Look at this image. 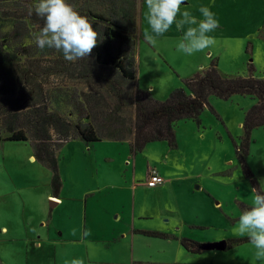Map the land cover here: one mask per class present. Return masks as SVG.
<instances>
[{
    "label": "rangeland",
    "instance_id": "374dc122",
    "mask_svg": "<svg viewBox=\"0 0 264 264\" xmlns=\"http://www.w3.org/2000/svg\"><path fill=\"white\" fill-rule=\"evenodd\" d=\"M21 1L0 0V84L11 87L13 94L18 85L9 67L10 59L15 62L24 57V61L26 55V58L41 56L48 60L57 51L25 44V39H34L40 29L22 19L31 4ZM71 1L66 2L71 5ZM94 1L87 0L88 5L83 3L80 8L88 9ZM97 1L101 5L108 2ZM185 2L198 19H202L198 11L201 5L211 7L219 21V27L210 33L216 45L191 56L178 52L176 48L183 34L175 25L154 45L148 43L143 35L148 28L146 4L144 0H134L135 35L127 40L124 49L132 56L128 68L134 72L140 90L149 91L155 100L164 101L186 79L201 74L212 60L217 61L223 76L247 77L248 64L253 65L255 77L264 76V0ZM8 24L14 26L13 31L3 32ZM93 29L102 34L101 25ZM111 46L116 48L118 43L113 41ZM57 77L51 76L47 93L59 89L61 80ZM75 84L77 87L71 90L73 99L84 101L80 112L90 117L97 131H103L105 126L122 127V135L131 138L134 121L131 105H123L116 111L117 119L108 121V112L116 104L109 87L88 81ZM73 85L66 82L62 88L69 90ZM84 94L92 97L90 102L94 100V107L88 105ZM208 103L198 121L185 119L176 123V148L162 141L151 142L132 158L127 141L105 145L109 140H104L102 144H90L99 146L97 152L89 151L91 146L80 139L67 141L56 157L60 180L65 184L63 197L69 199H63L65 204H58L54 212L58 224L70 215L74 226L63 236L61 231L52 228L50 240L46 237V224L35 229V235L41 236L43 242L37 251L31 245L27 251L28 243L20 232L13 241L3 240L0 234V257L4 264H137L140 261L142 264H264V260H257L256 249L249 241L232 243L223 250L206 248L220 241L248 239L234 230L239 215L252 206L256 194L235 153L243 136L245 114L256 100L242 95H232L227 100L210 96ZM250 140L245 165L258 190L264 192V126L252 130ZM103 155L113 161L101 164ZM30 156L34 157L33 161ZM124 159L130 160L131 165H124ZM149 164L161 167L163 175L173 179L169 189L156 192L135 183L142 181ZM51 178L50 169L36 159L29 140L8 141L3 136L0 140V225L8 215L16 219L23 214H33L47 222L50 202L54 201L48 195H57ZM72 186L93 189L95 195L91 199L81 198ZM83 211L88 236L76 227V218ZM132 230L174 236L164 239L133 234ZM182 236L196 242L200 252L186 251L180 244Z\"/></svg>",
    "mask_w": 264,
    "mask_h": 264
},
{
    "label": "trees",
    "instance_id": "16d2710c",
    "mask_svg": "<svg viewBox=\"0 0 264 264\" xmlns=\"http://www.w3.org/2000/svg\"><path fill=\"white\" fill-rule=\"evenodd\" d=\"M86 1L75 0V3L71 1V6L81 15L86 14L85 17L90 20L93 27L99 25L103 27L102 41L98 42L88 58L76 61L66 60L59 51L54 52L55 55L48 60L41 56L26 58V55L24 61V57L15 62L10 59L9 67L14 72L18 86L16 93L13 94L11 87L4 83L0 84V140L3 136L8 141L29 140L33 145L36 159L50 169L51 186L55 193H58L62 184L56 155L67 141L80 139L86 146L103 140L129 141L130 153L133 156L151 142L162 141L170 148H176L174 132L176 123L185 119L198 121L201 112L209 105L210 96L222 100H227L232 95L248 96L254 98L256 104L245 114L242 123L243 136L240 145L235 147V153L253 188L260 191L245 165V159L252 130L264 126V76L255 77L252 64H248L247 77L223 76L218 70L217 61L212 60L201 74L186 79L183 86L174 89L167 99L155 100L149 91L138 88L135 74L128 68L132 56L130 57L128 51L124 49L127 40L135 35L134 0H108L102 2V5L95 0L89 4L88 9L86 7L81 9L80 5L86 4ZM21 2L31 4L22 19L28 20L30 26L37 25L41 29L44 20L34 11L38 0ZM113 41L118 43L116 48L111 46ZM12 57L14 56L9 58ZM53 74L58 75L57 79L62 82L60 81L58 90L52 89L47 93L46 85ZM44 76L47 78L43 79ZM85 81L89 84L107 85L112 95L116 97L115 107L108 112V121L117 119L116 111L123 105L129 104L133 107L131 138L122 135V127L114 129L105 126L103 131H97L90 117L81 114L84 101L81 98L75 101L71 90L77 87L75 83ZM66 82L74 85L69 90L62 88ZM84 95L88 105L94 107V100L90 102L92 97ZM140 233L145 236L166 238L165 235L155 232ZM246 241L249 239L230 240L227 247L232 243ZM180 244L190 253L200 252L196 242L181 239Z\"/></svg>",
    "mask_w": 264,
    "mask_h": 264
},
{
    "label": "clouds",
    "instance_id": "9594fccd",
    "mask_svg": "<svg viewBox=\"0 0 264 264\" xmlns=\"http://www.w3.org/2000/svg\"><path fill=\"white\" fill-rule=\"evenodd\" d=\"M145 19L148 28L144 39L155 44L175 25L182 32V38L176 50L186 55L202 53L216 45L217 41L210 33L219 27L216 15L210 6L198 8L202 19H198L188 10L185 0H144ZM182 5L184 10L182 11ZM35 14L44 20V25L34 39H25V44L43 50L55 49L62 52L68 61L88 58L92 50L103 37L93 29L88 18L79 14L66 0H38L34 7ZM14 26L8 24L2 31L11 32ZM256 193L252 206L244 209L238 218L235 233L247 236L256 249L257 260H264V192L253 189ZM90 235L85 230L84 236Z\"/></svg>",
    "mask_w": 264,
    "mask_h": 264
},
{
    "label": "crops",
    "instance_id": "0c3cea01",
    "mask_svg": "<svg viewBox=\"0 0 264 264\" xmlns=\"http://www.w3.org/2000/svg\"><path fill=\"white\" fill-rule=\"evenodd\" d=\"M141 0H138V2H140ZM138 4V3H137ZM107 144L105 145H110L109 143L111 142H114V141H106ZM129 142V141H127ZM97 143H104V140L103 141H100V142H97ZM100 144V145H101ZM90 149L89 151H95L97 152V150L99 149L96 145H90ZM137 155V154H136ZM136 155H131L132 158H134ZM31 157V160L33 161L34 160V157L33 156H30ZM130 157V156H129ZM101 164L103 165H106L107 163L113 161V158L111 159L109 156H102L101 157ZM124 161V162H123ZM122 162L124 163V165L126 166H130L131 163H130V160H126L124 159ZM163 164V163H161ZM150 169H155L159 174L160 176L163 178L164 180V183L156 188H153L154 191H162L163 189L165 188H168L170 187V184H172V178H169L167 177L166 175H163L164 173V170L161 168V167H153L152 165H147L146 167V172H145V176L143 177L142 181H135V183L137 182L138 184L137 185H142L144 187H146L144 184H145V181H146V178H147V175H148V171ZM59 171V169H58ZM61 188L60 190L58 191L57 195H48V197H51L54 201L53 202H50L51 203V207H50V213L46 216V219L48 220L47 222H45V219L42 218V217H36L34 216L33 214H29V215H26L23 214V215H20V216H17V218H13L11 216H6L4 219L5 221L0 225V234H2V236L4 237L3 240H8V241H13L15 240L14 236H16V234L18 232H20L22 235L21 236H24L25 239H26V243L27 246L25 247L28 251V248H29V245H31V249L32 250H38V249H41L42 248V245H43V242L40 240L41 236H36L35 235V229H37L38 227H41L43 226L44 224H46V231L48 230L47 234H46V237L50 240L52 238V236L50 235L51 233V230L53 231V229H55V231H61V235L63 236V234H65V231L66 233H69L70 232V227L71 226H74L75 224V221H71V218H70V215H68L66 218H65V221L62 223V224H58V219H57V215H55V208L54 207H57L58 204L60 205H64L66 201L64 200H67L69 199L68 197H63V191H64V188H65V184L62 183L61 181ZM136 186V184H135ZM68 187V186H67ZM74 189V193H76L77 195H79L81 198H83L84 196L88 197L89 199L92 198L93 195H95V192H93V189H81V187L79 186H72ZM147 188V187H146ZM150 189V188H148ZM152 189V188H151ZM162 189V190H161ZM64 199V200H63ZM86 215V214H85ZM84 215V211L81 213L80 217L79 218H76V227L78 228L79 231H85L86 230V226L84 224V222L86 221V216ZM56 220V221H55ZM83 220V222H82ZM64 225V226H63ZM82 225V226H81ZM193 227L197 226V225H191ZM53 228V229H52ZM133 234L135 233H140V232H143L142 230H132L131 231ZM38 233V232H37ZM155 233H158V234H163L166 236V239H168V237H173L172 235H168L166 233H162V232H155ZM176 237V236H175ZM165 239V238H164ZM181 239H186L184 236L180 237L179 240ZM23 240V239H21ZM19 240V241H21ZM55 241H59V239L55 240ZM27 262H28V258H27ZM0 264H4V261L3 259L0 257ZM137 264H142V262L140 261L139 263ZM173 264H182V263H173Z\"/></svg>",
    "mask_w": 264,
    "mask_h": 264
},
{
    "label": "built area",
    "instance_id": "2783aa9c",
    "mask_svg": "<svg viewBox=\"0 0 264 264\" xmlns=\"http://www.w3.org/2000/svg\"><path fill=\"white\" fill-rule=\"evenodd\" d=\"M164 183L163 178L155 169H150L145 181V186L148 188H156Z\"/></svg>",
    "mask_w": 264,
    "mask_h": 264
},
{
    "label": "water",
    "instance_id": "95a60500",
    "mask_svg": "<svg viewBox=\"0 0 264 264\" xmlns=\"http://www.w3.org/2000/svg\"><path fill=\"white\" fill-rule=\"evenodd\" d=\"M206 248L208 249H225L227 248V243L224 241L216 242V243H211L206 245Z\"/></svg>",
    "mask_w": 264,
    "mask_h": 264
}]
</instances>
